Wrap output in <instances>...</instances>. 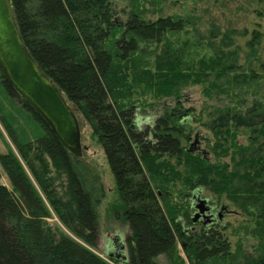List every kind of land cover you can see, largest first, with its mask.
Segmentation results:
<instances>
[{
	"label": "trees",
	"instance_id": "1",
	"mask_svg": "<svg viewBox=\"0 0 264 264\" xmlns=\"http://www.w3.org/2000/svg\"><path fill=\"white\" fill-rule=\"evenodd\" d=\"M145 1L155 16H146ZM166 1L130 0L124 18L117 17L116 0L11 3L30 54L77 106L79 120L89 124L104 152L118 196L115 217L128 225L125 264H157L161 254L173 257L178 240L191 264H264V103L254 100L245 108V99L229 97L232 84L239 87L259 76L253 69L235 73L239 46L232 30H222L211 18L200 31L195 21L201 16L166 13ZM259 39V31L253 30L247 41L251 52H256ZM141 44L153 48L147 51ZM147 53L151 63L143 56ZM0 81L43 129L33 142L18 143L0 115L21 158L61 224L94 246L96 207L105 194L100 176L65 149L15 92L1 67ZM190 83L203 85L208 97L216 90L233 103L208 111L204 123L214 136L209 150L215 156L232 150L231 170L228 162L211 161L182 144L189 138L184 128H190L192 109L184 107L181 90ZM146 92L174 105L162 106L153 126L139 130L133 97ZM240 128L249 130L247 145L238 142ZM0 163L13 187L10 191L0 183V264H108L58 226L45 224L49 212L12 153L1 154ZM177 181L185 186V199L207 191L211 204L223 206L219 200L224 196L229 205L251 216L255 226L250 233L260 240L256 252L246 253L240 244L232 252L217 224L196 228L192 202L187 199L185 207L170 204L167 190Z\"/></svg>",
	"mask_w": 264,
	"mask_h": 264
},
{
	"label": "rangeland",
	"instance_id": "2",
	"mask_svg": "<svg viewBox=\"0 0 264 264\" xmlns=\"http://www.w3.org/2000/svg\"><path fill=\"white\" fill-rule=\"evenodd\" d=\"M142 5H145L148 10L146 12L147 17L156 15V13L152 12L154 7L148 1H145ZM116 7L118 11L117 17L124 18L126 15L123 10L130 9V0H116ZM205 8L208 10L205 11ZM164 11L166 13H191L195 19L201 16L200 18L202 20L195 21L197 26L200 27V31H204L207 25L205 23L211 18L214 19L217 24L221 25L222 30H232V37L235 41L234 45L239 46L236 62L239 67L235 73H249L250 69H253L259 78H257L256 81L247 80L246 82H242L239 84V87H233L234 85L232 84L229 97H233L234 101L238 98L245 99V108L250 106L254 100H259L264 103V67L261 66V64L264 63V0H168L164 5ZM253 30L259 31L260 33L259 43L255 45V53L251 52L247 45V41L251 39ZM244 32L245 34H243ZM141 46L146 47L145 49L147 51L153 48V45L146 46L145 44H141ZM149 53L143 56L151 63L152 55ZM232 74L233 73H231V75ZM235 93L237 94L235 95ZM181 94L184 107L192 109V112H190V128H184L185 132L189 133V138L187 141L183 139L182 144L188 149L194 139V135L198 133L200 141V150L198 152H201V150L205 151V157L211 161H216V159L226 161L229 164V170L233 169V161L230 159L232 150H230L229 154L220 156H215V154L209 150L214 142V136L204 124L209 119L207 116L208 111H213L216 107H222L223 105L229 104L233 106V103L228 99L229 97L226 98L223 93H217L216 90H213L210 97H208L203 91V85L191 83L182 87ZM133 100L136 106L134 112L137 120V129L139 130H144L146 127L153 126L156 118L164 111L162 106L174 105L171 99L155 97L152 92L135 95ZM0 115L10 126L12 134L18 143H25L27 141L33 142L38 136L43 134V129L30 112L22 107L18 99L8 95L1 81ZM79 123L81 145L83 147L80 158L98 173L105 192L103 199L96 207L97 228L94 246L88 245L61 224L40 186L25 165L13 139L6 131L1 121L0 155L10 152L22 165L35 192L49 212V217L43 219L45 224L51 228L58 226L65 235L94 252L108 264H125V262L111 259L107 255L110 251V247H112L111 245L113 244L114 238L121 237L123 240H126L128 234V225L120 218L117 219L115 217L114 209L118 206V196L113 174L101 146L91 132L89 124L83 120H79ZM191 127H193V129H191ZM248 136L249 130L240 128L237 134L238 142L247 145ZM180 168H182V166ZM0 183L6 186L8 190H13L12 184L1 163ZM153 183L154 186H157V182ZM155 191L158 193L157 197L160 198V189L155 187ZM167 191L171 193L169 196L170 204L181 207L187 205V199L189 200L188 202L191 203L193 194H195V192H192L190 198L185 199V197L181 195L183 192L186 193L185 186L182 185L180 181H177L175 186L170 187ZM209 195L211 194L207 191L201 193V197L203 198ZM219 201L222 202L223 206H225V204L229 205V200L224 196H222ZM208 202H210L209 199ZM216 203L213 213L217 219L218 213L221 211V205L217 201ZM192 210L194 211L193 208ZM221 214V220L217 219V226H220V229L228 239L230 250L234 252L236 246L240 244L241 248L246 253H255L257 243H260V240L250 233L252 227L255 226L252 217L233 205H229L227 211H221ZM195 227L200 229V223L195 224ZM155 260L157 264H191L184 250V244L180 240L176 243L173 257L161 254L157 256Z\"/></svg>",
	"mask_w": 264,
	"mask_h": 264
},
{
	"label": "water",
	"instance_id": "3",
	"mask_svg": "<svg viewBox=\"0 0 264 264\" xmlns=\"http://www.w3.org/2000/svg\"><path fill=\"white\" fill-rule=\"evenodd\" d=\"M0 67L15 92L42 118L65 149L75 157H81L83 147L78 108L66 100L63 92L30 54L16 24L11 0H0ZM199 142V134L196 133L188 151H199ZM201 152L205 154V151ZM192 207L193 223L201 220L204 226H208L216 221L208 200L198 191L193 195ZM111 246L108 257L126 262L125 240L114 238Z\"/></svg>",
	"mask_w": 264,
	"mask_h": 264
},
{
	"label": "flooded vegetation",
	"instance_id": "4",
	"mask_svg": "<svg viewBox=\"0 0 264 264\" xmlns=\"http://www.w3.org/2000/svg\"><path fill=\"white\" fill-rule=\"evenodd\" d=\"M193 195H194V194H193ZM209 205L211 206V213L213 214L214 218L216 219L215 214L213 213V210L215 209V205L211 204V202H209ZM220 207H221V208H220L221 211H227V207H225V206H224V207H223V206H220ZM222 208H223V209H222ZM221 211H220V213H218V218H217V219H219V220H221V219L219 218V215L222 217ZM193 213H194V211H193ZM192 215H193V214H192ZM217 219H216V221H215L214 223L209 224V225L207 226V228L210 227L211 225H215V224H217V222H218ZM197 223H200V225L204 226L201 220H199V221L196 222L195 224H197ZM195 224H194V225H195ZM207 228H205V229H207Z\"/></svg>",
	"mask_w": 264,
	"mask_h": 264
}]
</instances>
